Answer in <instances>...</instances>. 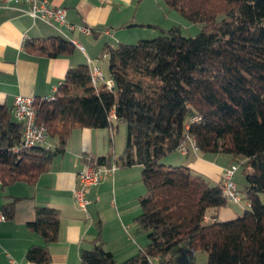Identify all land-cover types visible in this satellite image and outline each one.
<instances>
[{
	"label": "trees",
	"instance_id": "1",
	"mask_svg": "<svg viewBox=\"0 0 264 264\" xmlns=\"http://www.w3.org/2000/svg\"><path fill=\"white\" fill-rule=\"evenodd\" d=\"M163 1L188 21L200 23V32L186 37L172 25L151 39L106 43L102 56L108 57L113 89L106 83L97 90L91 86L87 64L68 68L55 99L36 97L34 103L36 123L55 138L53 146L13 152L22 124L11 108L0 104V183L35 182L64 152L73 127L102 128L112 119L121 120L127 139L115 163L143 167L146 192L139 197L142 212L136 221L148 243L117 262L99 240L81 250L80 264H150L152 256L166 264L183 241L206 251L208 264H264V0ZM26 45L50 56L73 47L62 36ZM188 138L201 153L223 154L228 165L238 164L245 179L238 189L250 205L236 218L218 219L227 204L220 182L186 165L161 162L179 145L190 146ZM96 164L110 165L111 159L99 158ZM0 211L11 217L13 201ZM29 226L44 243L29 247L27 260L49 264L47 245L58 238L59 212L37 206Z\"/></svg>",
	"mask_w": 264,
	"mask_h": 264
},
{
	"label": "crops",
	"instance_id": "2",
	"mask_svg": "<svg viewBox=\"0 0 264 264\" xmlns=\"http://www.w3.org/2000/svg\"><path fill=\"white\" fill-rule=\"evenodd\" d=\"M47 1L52 6L64 8L69 22L91 26L94 38L100 37L102 28L149 27L147 24L162 28L154 23L151 11L135 19L144 0ZM27 8L24 2L0 3V104L12 109L14 97L18 94L34 97L51 94L68 68L78 64L88 65V59L101 68L108 80V65L105 73L99 64H102L100 60L103 57L108 62V57L102 56L103 48L106 43L116 46L121 41L112 44L105 40H92L91 36L64 27L68 38L60 33L54 35V31L50 30L53 27L34 19L27 13ZM119 33L121 31H116L114 35L121 36ZM53 36L67 38L72 49L50 56L26 45L27 41L38 44ZM71 39L79 45L83 44V49ZM124 123L112 119L109 126L102 128L73 127L64 152L54 157L49 169L38 175L35 182L18 180L0 183V210L5 202L12 200L14 203L13 215L0 221V264H32L26 258L28 248L44 243L42 235L29 226L37 206L54 208L60 214L58 238L47 245L51 257L49 264H80L81 250L90 249L99 240L117 262L135 255L147 245L146 233L138 228L136 221L142 212L139 197L146 192L142 165L123 167L118 163L112 176L85 189L89 202L84 208L73 198V188L79 187L77 175L91 161L104 157H110L111 163L118 160L127 139ZM55 143V138H48L46 145L53 146ZM187 148L186 154L178 151L181 158H175L173 162L188 166L211 182H220L223 169L230 162L228 156L201 153L193 150L191 145ZM173 162L164 164L170 167L178 165ZM239 171L238 168L235 182L242 190L245 179L241 172L238 176ZM244 201L242 204L227 203L219 210L218 219L236 218L244 209ZM189 249L192 248L188 241L181 242L171 251L170 262L166 264H208L206 251L193 249L194 255L190 258L186 254ZM161 261L159 257L160 264Z\"/></svg>",
	"mask_w": 264,
	"mask_h": 264
},
{
	"label": "built area",
	"instance_id": "3",
	"mask_svg": "<svg viewBox=\"0 0 264 264\" xmlns=\"http://www.w3.org/2000/svg\"><path fill=\"white\" fill-rule=\"evenodd\" d=\"M11 1L24 2L28 5L27 13L30 14L34 19H39L49 26L57 29L59 33L68 38L63 27L69 30H77L85 35H92L93 28L88 25H77L71 23L66 18V10L61 7H55L49 4L47 0H0V3L6 4ZM105 34L112 35L109 30L104 31ZM73 43L77 44L74 39H71ZM80 49H83L82 45L77 44ZM88 66L90 70V83L96 90L99 89L100 85L106 83L108 86V81L103 74L101 68L98 65H94L88 59ZM61 82L55 85L52 89L51 94L39 97L41 100L52 101L56 97V93L59 91V86ZM109 87V86H108ZM36 97L18 94L14 97L12 104V113L15 119L22 124V136L19 146H14L11 148L13 152H17L21 148H30L36 145L46 144L48 139V132L43 125H38L36 123V111L34 103ZM111 117L114 118L115 115L112 113ZM200 117H193L191 121H197ZM188 144L191 145L192 149L197 151L198 148L194 143L192 138H188ZM187 143H183L178 146L177 151L182 154L188 152ZM117 168L116 163L106 164H96L95 161H91L89 165L77 175V182L79 187L73 188V198L74 201L82 208L88 204V200L85 197V189L91 185H96L112 176ZM238 164H231L223 169L220 185L223 197L227 203L242 204L243 197L238 189L235 182V173L238 170ZM249 201H244V206H249ZM5 215L0 211V221L5 220ZM188 257L194 255V250L189 249L186 251ZM159 256L149 257L150 264H160Z\"/></svg>",
	"mask_w": 264,
	"mask_h": 264
},
{
	"label": "rangeland",
	"instance_id": "4",
	"mask_svg": "<svg viewBox=\"0 0 264 264\" xmlns=\"http://www.w3.org/2000/svg\"><path fill=\"white\" fill-rule=\"evenodd\" d=\"M144 4L139 6L138 13L135 17L137 20L142 14L145 12L151 11L152 13L150 16L152 17L154 23H158L162 28L168 29L172 25H177L180 28V32L183 36H195L198 34L201 30L202 25L200 23H192L185 19L179 11L175 9H171L167 6V4L163 0H144ZM150 13V12H149ZM108 29L112 35L105 34L104 31ZM50 30L54 31L53 34H59V31L55 28H51ZM116 31H121V36H116L114 33ZM162 33L161 29L159 27H147V26H131L130 28L126 27L123 29H114V28H102L101 35L98 38L92 37V40H105L107 42H110L112 44H116L118 41H121L123 43H135L139 39H151L157 35H160ZM123 35V36H122ZM90 38V37H87ZM83 45V44H82ZM99 63L102 66V69L105 73H107V58L103 57L102 60H100ZM127 127L126 123H124ZM175 158H181V155L178 151L173 152L169 156L164 157L161 162L168 164L170 161H174ZM173 164H178L179 162H173ZM177 165V166H178ZM238 176L240 175V171L237 173ZM241 187V185H239ZM177 252V251H174ZM178 253V252H177ZM184 253V252H183ZM182 255V253H181ZM177 261V259H176Z\"/></svg>",
	"mask_w": 264,
	"mask_h": 264
},
{
	"label": "water",
	"instance_id": "5",
	"mask_svg": "<svg viewBox=\"0 0 264 264\" xmlns=\"http://www.w3.org/2000/svg\"><path fill=\"white\" fill-rule=\"evenodd\" d=\"M108 86L113 89V81L111 79L108 81Z\"/></svg>",
	"mask_w": 264,
	"mask_h": 264
}]
</instances>
